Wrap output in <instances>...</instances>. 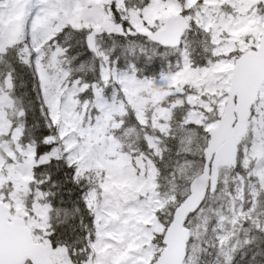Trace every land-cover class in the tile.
Masks as SVG:
<instances>
[{
	"label": "snow or ice",
	"instance_id": "1",
	"mask_svg": "<svg viewBox=\"0 0 264 264\" xmlns=\"http://www.w3.org/2000/svg\"><path fill=\"white\" fill-rule=\"evenodd\" d=\"M0 264H264V0H0Z\"/></svg>",
	"mask_w": 264,
	"mask_h": 264
}]
</instances>
